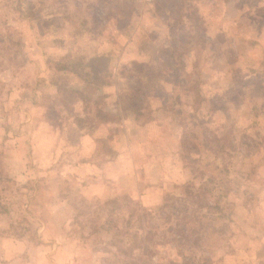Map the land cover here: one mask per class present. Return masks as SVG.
Returning a JSON list of instances; mask_svg holds the SVG:
<instances>
[{"label":"rangeland","instance_id":"374dc122","mask_svg":"<svg viewBox=\"0 0 264 264\" xmlns=\"http://www.w3.org/2000/svg\"><path fill=\"white\" fill-rule=\"evenodd\" d=\"M0 264H264V0H0Z\"/></svg>","mask_w":264,"mask_h":264},{"label":"crops","instance_id":"0c3cea01","mask_svg":"<svg viewBox=\"0 0 264 264\" xmlns=\"http://www.w3.org/2000/svg\"><path fill=\"white\" fill-rule=\"evenodd\" d=\"M151 19L155 20V17L152 15ZM149 53H150V56H146V57H148L147 63H153L157 66H160L161 63L164 62V61H161V58L163 59L164 55H161L160 57H158L156 55V53L154 54L153 51H151V50H149ZM144 59H146V58L144 57ZM115 91H117V89L115 87H113L112 93L119 100V97H120L119 94L120 93L116 95ZM29 121H30V117H28L26 119V122H29ZM151 123L153 124V122H151ZM152 124H148V126H149L148 128H150V125H152ZM154 125L155 124H153V126ZM68 130H69V133H71V134L75 133L76 135H78V140L80 141V143L78 145L80 148L75 150L76 152H78L79 156L77 158H75V160H73L71 162V164H69L70 166L73 165L71 167V169H74L73 172L78 173L79 177L82 176L84 178V173L83 172L79 173V172H77L78 170L81 171V169H83V170L88 169L89 170V168H93V169L95 168L97 171V178L98 179L101 178L102 174H101V171L98 169L97 164H95L94 161H91L92 160L91 159V155H92L91 150H90L89 155H88V153L87 154H85L84 152L82 153V151L84 150V148L86 146H88L87 147L88 149H90V146L91 147L93 146V144L92 145L88 144V143L94 142L91 134L89 132L79 131L77 128L72 126L71 123L68 126H66V129H65L66 135H69V134H67ZM35 132L37 133V131H35ZM47 136H48L47 138H43L44 146H41V142H39V146H37V145L33 146V152H34L33 153L34 154L33 160H34L35 165L39 166V167L51 166L52 163L55 162V160H57V157H59L61 154V149H60L61 146H59V145H61L62 142L61 143L59 142L60 139L58 138V136L57 135L55 136L52 134H51V136L50 135H47ZM66 137H68V136H66ZM80 153H81V156H80ZM114 162H116V161H114ZM86 170H84V171H86ZM113 177L114 178H110V179L115 180L116 178L119 177V175H118V177H116V175H113ZM98 181L99 180H97V182ZM57 252H58V250L55 249L53 257L57 255ZM59 254L62 255V253H59ZM57 258H58V255L55 257V259L57 260ZM60 258L65 259L66 256H60ZM50 261H52V253H51Z\"/></svg>","mask_w":264,"mask_h":264},{"label":"trees","instance_id":"16d2710c","mask_svg":"<svg viewBox=\"0 0 264 264\" xmlns=\"http://www.w3.org/2000/svg\"><path fill=\"white\" fill-rule=\"evenodd\" d=\"M209 234H207V236H208Z\"/></svg>","mask_w":264,"mask_h":264}]
</instances>
